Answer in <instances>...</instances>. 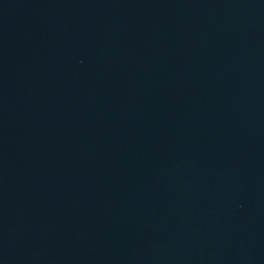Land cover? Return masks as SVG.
<instances>
[{
  "label": "water",
  "instance_id": "1",
  "mask_svg": "<svg viewBox=\"0 0 264 264\" xmlns=\"http://www.w3.org/2000/svg\"><path fill=\"white\" fill-rule=\"evenodd\" d=\"M0 264H264V0H0Z\"/></svg>",
  "mask_w": 264,
  "mask_h": 264
}]
</instances>
